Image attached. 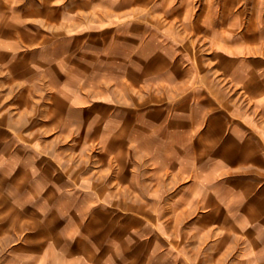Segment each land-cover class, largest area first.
<instances>
[{"label": "crops", "instance_id": "obj_1", "mask_svg": "<svg viewBox=\"0 0 264 264\" xmlns=\"http://www.w3.org/2000/svg\"><path fill=\"white\" fill-rule=\"evenodd\" d=\"M1 2L18 20L0 23V194L27 231L13 264H143L128 195L184 226L227 212L247 234L232 258L264 264V0Z\"/></svg>", "mask_w": 264, "mask_h": 264}, {"label": "rangeland", "instance_id": "obj_2", "mask_svg": "<svg viewBox=\"0 0 264 264\" xmlns=\"http://www.w3.org/2000/svg\"><path fill=\"white\" fill-rule=\"evenodd\" d=\"M132 1L134 3L143 1L145 12L151 10L152 0ZM13 6L6 2L0 3V23L2 21L18 22L15 19H1L3 12ZM151 21V18L144 19L145 24L148 25L151 24ZM191 53L193 58L197 59L203 52L193 49ZM114 197L118 199L119 196ZM145 199L143 200L142 196L128 195L129 242L133 243L138 240L137 245H141L140 249L143 251L141 261L143 264H173L172 250H179L183 253L185 246H190L193 255L196 256V260L192 264H239L234 257L232 258L233 236L236 237V240L237 236L239 237L240 248H242L245 243L247 244V234L242 232L238 234L233 227L229 226L227 212L211 213L209 211L207 219L201 220L199 211H192L191 225L184 226L183 220H180L179 212H158L143 209L141 204L146 201ZM9 204V196L0 194V264H13V259L9 258V251L14 246H20L27 234L22 221H19L16 216L14 217ZM112 208L116 209L117 207L114 204ZM259 213L264 218V210ZM160 215L161 218L158 217ZM113 218V220L118 219L115 218V210H113ZM115 230V234L118 235V226ZM14 238L17 239L16 243L10 241ZM203 253L208 254V257H203ZM32 259L34 258H27L26 261L33 262ZM20 261L19 263L22 264L24 260L20 259Z\"/></svg>", "mask_w": 264, "mask_h": 264}]
</instances>
